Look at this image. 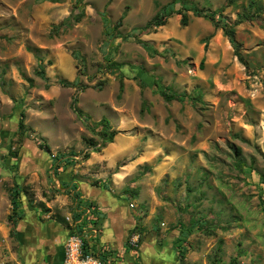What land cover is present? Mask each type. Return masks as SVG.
<instances>
[{"label": "rangeland", "instance_id": "374dc122", "mask_svg": "<svg viewBox=\"0 0 264 264\" xmlns=\"http://www.w3.org/2000/svg\"><path fill=\"white\" fill-rule=\"evenodd\" d=\"M79 1L0 0V146L19 152L17 159L2 155L1 162L9 169V175L0 174L4 189L22 175L21 182L34 175V192L49 194L43 187L49 178L43 169V177L39 167L19 174L21 154L31 156L34 151L43 165L55 154H78L81 163L84 153L92 152L86 139L101 141L96 132L102 127L97 123L107 117L120 132L112 146L120 149L121 138L130 148L116 170L144 160L127 177L125 188L144 181L145 192L159 198L155 207L164 202L168 208L167 226L176 224L179 240L191 242L203 259L235 258L240 251L237 242L254 234L240 233L242 227H264V11L237 26L239 50L249 62L245 66L223 31L205 18L197 21L192 11L187 26H182L181 15H174L166 25L141 34L160 51L169 50L166 57L153 54L135 37L122 38L139 32L135 28L143 27L172 0ZM227 3L179 0L175 8L195 4L213 11ZM255 6L264 8V0H237L223 15L234 22L239 13L254 12ZM124 13L122 25L116 27ZM65 20L71 25H62ZM109 60L123 63V68L108 70ZM41 65L46 79L39 73ZM60 79L78 80L86 88L64 87ZM156 82L171 91H201L203 101L167 102L155 92ZM76 96L75 106L89 116L87 122L74 110ZM22 111L25 139L18 134ZM41 143L50 149H41ZM240 160L246 165L243 169ZM99 190L89 185L82 192L89 198ZM118 203L132 213L128 198L121 197ZM192 217L200 224L208 218L204 232L191 228ZM218 228L222 232L215 233ZM229 231L238 237L223 239L220 245L215 236H227ZM253 260H264V254Z\"/></svg>", "mask_w": 264, "mask_h": 264}, {"label": "crops", "instance_id": "0c3cea01", "mask_svg": "<svg viewBox=\"0 0 264 264\" xmlns=\"http://www.w3.org/2000/svg\"><path fill=\"white\" fill-rule=\"evenodd\" d=\"M193 17L198 19L197 21L203 19V17ZM114 142L102 147V151H93V147H90L92 152L88 159L81 163L76 161L70 165L59 162L55 166L54 156L57 154L47 160L44 165L35 158L34 151L31 156L21 154L17 162L19 174L29 173L39 167L40 175L43 177V169L44 175L49 176L43 182V187L48 189L46 192L49 194L51 191L56 193L54 197H49L52 196L49 194L45 196L36 194L34 175L27 182H21L24 176H20L6 190L3 179H0V264H63L64 244L71 232V225L65 217L74 210L78 202H82L83 207L91 205L93 208L92 216L83 226H94L99 229L96 242L91 243L89 247L104 264H264V260H253L254 256L264 254L262 224L242 227L244 230L240 233L252 230L254 234L249 233L245 239L246 242L242 240L237 242L240 249L239 253H236L237 260H234L235 258L223 260L220 257L214 260L203 259L191 242L180 241L181 230L174 227L176 224L167 226L169 222L167 218L171 215L168 208L164 202L158 209L155 207L159 198L154 192L150 194L145 192L144 186L142 187L144 181H133L131 190L125 188L127 177L132 175L136 167L144 160L139 158L116 170L117 163L130 148L126 147L125 139L117 140L120 143V149L119 146H112ZM26 157L30 158L28 162L25 161ZM24 167H26L25 170H22ZM0 168L2 176L9 175V169L1 161ZM55 168L58 170L57 175H55ZM15 184L27 186V188L22 190L20 218L14 225V222L9 221V215L12 212L10 188ZM89 185L98 187L100 190L96 195L88 198L83 194L82 189L83 186L89 187ZM121 197L129 199L132 213H127L119 207L118 199ZM146 197L150 198L149 202L146 201ZM188 207L187 205L185 208L188 210ZM263 208L264 206H261L264 213ZM191 219V228L204 232L206 228L204 222L207 223L208 218H202L204 220L202 224L195 221L193 217ZM242 228L240 226V229ZM207 229L211 230V227ZM220 231L222 232V229L218 228L215 233ZM137 232H140L142 236L138 247H134L129 240ZM215 237L221 245L223 239L227 241L228 238L234 239L238 236L235 231H229L227 236L216 235ZM212 245L215 244L212 243ZM201 247L208 246L201 245ZM129 253H132L131 259L127 260L126 255Z\"/></svg>", "mask_w": 264, "mask_h": 264}, {"label": "trees", "instance_id": "16d2710c", "mask_svg": "<svg viewBox=\"0 0 264 264\" xmlns=\"http://www.w3.org/2000/svg\"><path fill=\"white\" fill-rule=\"evenodd\" d=\"M53 2H62L64 0H50ZM82 1V0H81ZM79 1V2H81ZM179 0H172L171 2L167 3L166 5H163L162 8L154 15V17H152L143 27L141 28H135V30H138L139 32H135V33H128L125 36H123L122 38L124 40H127L130 37H135L138 41L139 44H141L144 48L151 50L153 54L155 55H160L163 57L168 56L169 50H163L160 51L159 49H157L156 47L153 46V44H151L150 42L141 39V34L142 33H150L152 30H156L158 27L164 26L168 23L169 19L174 16V15H181V24L182 26H187L190 23V17L188 12L192 11L194 13L195 16L198 17H203L207 20H210L215 28V30L221 29L223 31V34L229 38L230 42L232 43V45L235 48V55L238 57L239 61L242 62L245 66L249 65V62L244 58V56L242 55V53L240 52V43L238 41L237 38V26H239L241 23H243L245 20H251L253 16H255V14H260L264 11V8L261 6H255V11L254 12H248V13H239L238 18L234 21V22H230V20L223 15V12L226 10V8L228 6L234 5L236 4L237 0H228V3L226 4V6H222L219 9L216 10H203L201 8H199L197 5L193 4L192 6H183V8H179L176 9L175 5L178 4ZM183 2V1H182ZM255 5V4H253ZM251 13V14H250ZM83 14V12L81 13ZM126 14L124 13L123 16L118 20L116 27H120L123 23V20L125 18ZM81 16H76L75 20L76 21H80ZM65 24L67 26L71 25L70 21H64L62 23V25ZM206 48H207V44H206ZM108 65V70H113V69H122L123 68V63L117 62V61H112L109 60V64ZM40 75L43 76V78L46 79L45 76V69L44 67L41 65L40 66V71H39ZM59 84H61L64 87H81V85L79 84V81H69L66 79H60L58 81ZM156 86L157 89L155 90L156 93H159L165 101L167 102H171L173 100H178L180 102H184L186 101V99L190 98L193 99L195 101H203V94L201 91H197L195 93H186V92H176V91H171L170 89L163 87L162 85H160L158 82H156ZM125 87L124 84V80L121 79L120 81V90L121 92L123 91ZM86 88V86L81 87V90H84ZM78 101L77 96L74 98V110L75 112L78 114L79 117H82L85 119V121H88L89 116H86L85 113L83 112V110H81L80 108H78L76 105V102ZM88 128L95 132L96 131V127H92L90 125H88ZM97 126H101V130L99 132H96L99 136L101 141H97L95 139H86L87 142L89 143L90 147H93V151H100L102 147H105L108 143H112L115 140L116 135L119 133L118 130L113 129L110 120L107 117H103L98 123ZM18 134L19 136H21V138L23 137V139L26 138V131H27V124L25 123V112L22 111L21 112V119L19 120V126H18ZM19 138V139H21ZM40 148L43 149H47L49 150V146L47 144H40ZM241 149L237 148L236 149V153L238 155L241 154ZM11 155L13 159H17L19 156V152L18 151H14L12 150L11 146L8 145L6 148L4 147L3 149H1L0 146V161L2 160V155ZM78 156V154H73L71 156H68L66 154H62L59 153L57 155L54 156V161H55V166L58 165L59 162H64L65 164H73L74 162L77 161L76 157ZM90 157V152H86L84 153L83 158L84 159H88ZM239 167L241 169H243L246 165L245 163H243L241 160L238 162ZM1 170V168H0ZM2 171V170H1ZM58 174V170L55 168V175ZM262 180L264 181V175H262ZM27 188V186H20L18 184H15L12 188H10V198H11V203H12V212L9 215V221L17 222V220L20 218V214H19V209H20V196L22 193V190H25ZM59 192V190H58ZM61 192V191H60ZM76 199H78L77 194H75ZM264 211V208H263ZM234 260H237V258H235Z\"/></svg>", "mask_w": 264, "mask_h": 264}, {"label": "built area", "instance_id": "2783aa9c", "mask_svg": "<svg viewBox=\"0 0 264 264\" xmlns=\"http://www.w3.org/2000/svg\"><path fill=\"white\" fill-rule=\"evenodd\" d=\"M92 214L91 205L83 207V203L78 202L74 210L65 217L71 225V232L64 244L63 264H104L89 247L91 243L96 242L99 229L94 226H83ZM141 236L140 232L133 234L129 243L138 247Z\"/></svg>", "mask_w": 264, "mask_h": 264}]
</instances>
